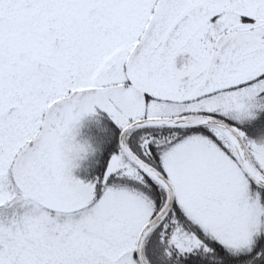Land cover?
Instances as JSON below:
<instances>
[{
  "label": "snow or ice",
  "instance_id": "obj_1",
  "mask_svg": "<svg viewBox=\"0 0 264 264\" xmlns=\"http://www.w3.org/2000/svg\"><path fill=\"white\" fill-rule=\"evenodd\" d=\"M0 264H264V0H0Z\"/></svg>",
  "mask_w": 264,
  "mask_h": 264
}]
</instances>
